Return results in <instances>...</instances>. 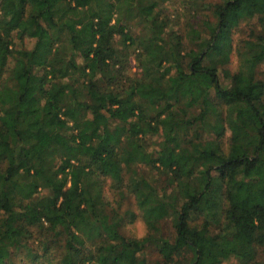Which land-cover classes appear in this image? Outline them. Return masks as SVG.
<instances>
[{"label":"trees","instance_id":"1","mask_svg":"<svg viewBox=\"0 0 264 264\" xmlns=\"http://www.w3.org/2000/svg\"><path fill=\"white\" fill-rule=\"evenodd\" d=\"M150 249L264 264V0H0V264Z\"/></svg>","mask_w":264,"mask_h":264},{"label":"rangeland","instance_id":"2","mask_svg":"<svg viewBox=\"0 0 264 264\" xmlns=\"http://www.w3.org/2000/svg\"><path fill=\"white\" fill-rule=\"evenodd\" d=\"M166 13L170 15L171 18H174L175 16V11L166 6ZM180 29V31L182 33H186L187 30V22L186 19L181 20L180 22V26L176 27V31ZM250 31H251V26L250 25H243L239 30L236 31L235 35H234V39H235V45L237 46L241 41L249 38L250 36ZM30 42V46H32V42L31 41H26L27 46L29 45ZM131 73L133 75H139V70L137 68V63L135 62V60L133 59L131 61ZM240 67V59L238 57V54L235 53L234 56L232 57V62L231 64L227 67L231 72H236ZM110 183V182H109ZM108 183V185H109ZM106 184V186H108ZM110 198L113 200L114 196H112V194H109ZM126 207V206H125ZM132 209H137L136 206H133ZM128 234L134 236V237H138V238H142L144 236L147 235L148 230L147 227L144 223V221L142 220V218L138 217V219L133 223L130 224L128 226L125 227L124 229ZM163 230H164V235L166 237H170L173 234V227H172V222L170 220H168V222H166L165 224H163ZM143 232V235H142ZM149 253H147V257H148V263L149 264H154V261H156L157 259V253L154 251V249H150L148 251Z\"/></svg>","mask_w":264,"mask_h":264},{"label":"clouds","instance_id":"3","mask_svg":"<svg viewBox=\"0 0 264 264\" xmlns=\"http://www.w3.org/2000/svg\"><path fill=\"white\" fill-rule=\"evenodd\" d=\"M142 235H143V232H142Z\"/></svg>","mask_w":264,"mask_h":264}]
</instances>
